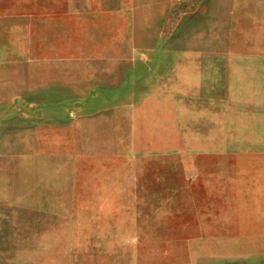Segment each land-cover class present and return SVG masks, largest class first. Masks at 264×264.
<instances>
[{
  "label": "rangeland",
  "instance_id": "obj_1",
  "mask_svg": "<svg viewBox=\"0 0 264 264\" xmlns=\"http://www.w3.org/2000/svg\"><path fill=\"white\" fill-rule=\"evenodd\" d=\"M0 264H264V0H0Z\"/></svg>",
  "mask_w": 264,
  "mask_h": 264
}]
</instances>
